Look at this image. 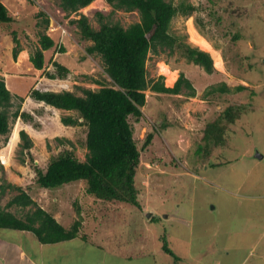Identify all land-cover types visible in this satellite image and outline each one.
Masks as SVG:
<instances>
[{
  "label": "rangeland",
  "instance_id": "obj_1",
  "mask_svg": "<svg viewBox=\"0 0 264 264\" xmlns=\"http://www.w3.org/2000/svg\"><path fill=\"white\" fill-rule=\"evenodd\" d=\"M166 1L175 7L183 2L194 6L190 16L178 13L172 19L169 32L195 48L198 47L191 41L192 30L207 41L211 50L204 52L212 58L213 71L206 73L177 52L149 53L145 64L148 79L155 81L163 77L166 86L162 73V66H166L177 73L175 81L183 73L196 94L189 97L186 89L178 95L147 90L143 117L138 122L129 118L134 141L141 152L134 179L138 202L147 208L145 217L153 213L157 222L154 226L142 223L140 229L135 223L130 224L134 235L127 241L131 246L144 245L146 237L150 236L151 240L156 237L153 229L158 228V233L166 236L169 247L184 259L182 264H199L197 261L264 264V0ZM0 2L14 20L0 23V79L11 93L14 107L23 98L20 111L31 117L28 121L17 118L8 137L0 136V185L10 183L20 187L53 218L57 214L58 223L66 229L80 217L78 238L93 230H103L106 234L122 232V239L126 240L128 214H142L144 210L98 201L88 196L83 181L72 184L78 195L69 192L71 183L54 190H43L36 185L34 166L44 171L49 161L64 151H72L81 162L85 160L86 126L63 125L61 118H77V114L37 103L28 95L34 88L83 96V89L98 90L101 84L110 86L100 57L86 52L92 43L80 37L71 21L83 15L97 30V13H100L111 23L126 28L139 21L138 13L113 11L106 0H95L69 16L60 10L57 0ZM45 18L49 21L46 28L42 25ZM12 32H16L21 50L17 58L12 56L15 46ZM39 32L48 34L55 46L44 52L43 69L35 70L29 56L39 46ZM214 55L222 58L223 70L214 67ZM53 62L68 69L65 79L46 77L47 73L55 72ZM175 81L166 87H173ZM221 84L231 91L207 93ZM237 86L246 89L237 92L234 90ZM230 106H239L244 111L233 124L226 125L222 145H207L202 141L206 124L219 118ZM20 131L32 141L27 153L21 150ZM149 133L153 134V140L142 149ZM58 138L72 145L59 144ZM16 194L5 186L4 193L0 192V207L4 208ZM115 210L128 214H114ZM7 211L21 218L27 209L11 207ZM148 246L158 248L157 240Z\"/></svg>",
  "mask_w": 264,
  "mask_h": 264
},
{
  "label": "trees",
  "instance_id": "obj_2",
  "mask_svg": "<svg viewBox=\"0 0 264 264\" xmlns=\"http://www.w3.org/2000/svg\"><path fill=\"white\" fill-rule=\"evenodd\" d=\"M58 7L67 16L91 4L95 0H57ZM114 10L125 12L136 11L139 21L123 28L119 23H111L108 18L97 13L99 29L95 30L89 24L87 17L80 15L79 19L71 21L83 40L92 44L86 52L100 57L104 64V71L110 79V86L98 90L83 89V96L72 92L41 91L32 89L29 97L44 105L57 110L75 112L77 118L67 116L61 118L65 126H77L82 123L86 126L85 148L87 150L83 162L76 159L72 151L52 158L44 171L34 166L36 173L35 183L41 189L54 190L73 182L83 181L86 193L103 202H117L133 206L141 210L138 202V190L135 186L136 170L140 162V150L134 141L133 126L129 121L133 117L136 122L143 117L142 108L146 104L145 91L156 94L178 95L183 89L189 90L188 96L194 97L196 92L190 81L183 73L179 74L173 87L164 85L163 77L157 80L147 78L145 68L149 53L154 55L163 51L169 54L178 53L188 63L202 68L206 73L213 71L212 58L209 53L192 47L183 42L182 37L174 36L169 32L172 19L181 13L190 16L194 12L192 4L185 2L175 7L166 0H106ZM113 13V12H112ZM43 16L44 14L39 13ZM8 9L0 2V23L13 22ZM48 19L42 25L48 26ZM150 34L149 38L147 35ZM38 47L29 56V61L35 70H42L45 62L44 52L55 46V42L44 32L38 34ZM15 44L12 50L13 58L20 53V46L16 32H12ZM61 52L64 51L60 48ZM55 72L47 73L48 79H65L69 71L58 62L52 63ZM246 89L237 86V92ZM231 91L225 84L218 88H210L207 93H228ZM14 107L12 95L6 89L3 79H0V136L8 137L11 125L18 118L30 120L31 117L21 112V102ZM13 109V110H12ZM239 106L227 107L216 120L207 123L202 141L214 146L224 142L226 125L233 124L243 113ZM79 119L82 121L79 122ZM22 140L21 150L30 151L32 141L23 131L19 132ZM153 134L145 136L142 149L148 147ZM59 144H71L64 139H56ZM206 152H208V147ZM213 167L214 164L212 165ZM217 167V166H216ZM17 192L5 205L0 207V229L20 230L31 232L41 244H57L70 241L77 237L81 225L78 217L69 229L59 224L53 216L46 212L32 200L31 196L20 187L12 184L5 185ZM5 186L0 185V192L4 193ZM16 207L27 211L18 218L8 208ZM79 216V212H77ZM161 249L169 255L174 264H182L181 260L171 251L166 236L160 237Z\"/></svg>",
  "mask_w": 264,
  "mask_h": 264
},
{
  "label": "crops",
  "instance_id": "obj_3",
  "mask_svg": "<svg viewBox=\"0 0 264 264\" xmlns=\"http://www.w3.org/2000/svg\"><path fill=\"white\" fill-rule=\"evenodd\" d=\"M217 57L220 56L217 55ZM220 59L222 60L221 57ZM72 184L73 183L68 187L70 189H68L69 192L78 195L74 193L78 190ZM52 201L53 203L55 202L53 198ZM120 205L122 206L125 204ZM141 208V210H144V213L141 212L142 214H128L123 210H115L113 212L114 214L129 215V222L127 224L129 226V231L124 229L126 234H128L126 240L122 239V232H120V234L116 233V235L106 234L103 230L102 232L93 230L87 235H82L81 238L76 237L70 241L50 245L39 243L36 237L28 231L0 229V253H2L0 255V264H174L173 259L160 248V237L162 235L158 233V228L153 229L156 231L157 235L152 239L153 241L157 240L158 248H151L148 246V243L152 242L150 236L146 237L144 245L134 242L135 245H139L131 246V243L127 241L129 236L132 238L134 235V232H130V224L135 223V226H138L137 228L140 229L139 226H141L142 223H148V226H154L157 222L153 213L150 214V217L147 216L146 218L145 214L147 213V208L142 205ZM56 216L57 214H55L54 218L57 221ZM137 228L134 229L137 230ZM149 239L150 241L147 243ZM118 242L122 243L118 245ZM126 247H128L127 252L125 251L127 249ZM159 248L161 250H159ZM171 251L181 261L184 260L173 249H171ZM135 252L136 255L134 256L133 254ZM5 258L8 259L6 260ZM197 262L203 264L202 261Z\"/></svg>",
  "mask_w": 264,
  "mask_h": 264
},
{
  "label": "bare ground",
  "instance_id": "obj_4",
  "mask_svg": "<svg viewBox=\"0 0 264 264\" xmlns=\"http://www.w3.org/2000/svg\"><path fill=\"white\" fill-rule=\"evenodd\" d=\"M191 41L194 43L195 46L200 48L203 51H210L211 47L207 41H205L203 38H201L197 33L194 34V30L191 31ZM214 53V52H212ZM216 55V53H215ZM213 58L214 61V67L219 70H223V63L220 57H215ZM162 73L166 77V86H171L173 82L176 79L177 73L174 71H171L169 68L166 66H162Z\"/></svg>",
  "mask_w": 264,
  "mask_h": 264
},
{
  "label": "clouds",
  "instance_id": "obj_5",
  "mask_svg": "<svg viewBox=\"0 0 264 264\" xmlns=\"http://www.w3.org/2000/svg\"><path fill=\"white\" fill-rule=\"evenodd\" d=\"M69 92V91H68ZM37 103H40V102H37ZM43 104V103H42ZM45 106H47V105H45ZM50 107V106H49ZM58 111H63V110H58ZM64 112H66V111H64Z\"/></svg>",
  "mask_w": 264,
  "mask_h": 264
},
{
  "label": "water",
  "instance_id": "obj_6",
  "mask_svg": "<svg viewBox=\"0 0 264 264\" xmlns=\"http://www.w3.org/2000/svg\"><path fill=\"white\" fill-rule=\"evenodd\" d=\"M150 34L147 35V37L149 38Z\"/></svg>",
  "mask_w": 264,
  "mask_h": 264
}]
</instances>
